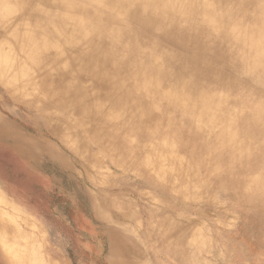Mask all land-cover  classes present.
Returning a JSON list of instances; mask_svg holds the SVG:
<instances>
[{"label": "clouds", "instance_id": "1", "mask_svg": "<svg viewBox=\"0 0 264 264\" xmlns=\"http://www.w3.org/2000/svg\"><path fill=\"white\" fill-rule=\"evenodd\" d=\"M47 7L52 11L38 22L39 32L14 35L16 30L7 25L0 29V152L10 153L16 167L13 174L0 166V192L7 193L10 200L34 206L40 193L49 192L48 178L63 195L59 203L50 202L44 210L56 225L47 241L39 233L10 223L8 207L0 205V264H37L32 251L38 243L45 244L43 264H150L137 257L142 252L138 245L145 249L154 246L152 233L145 229L143 239L136 235L134 241V233H129L122 220L126 212L139 218L156 207L143 195L132 199L139 189L150 190L161 201L170 195V179L165 178L159 159L141 148L110 141L117 171L106 187L90 185L77 179L72 170L81 161L60 143V124L49 125L48 121L56 114L80 113L84 90L69 88L68 81L95 80L99 66L122 73L124 96L135 97L137 102L139 89L148 81L154 83L153 96L161 104L187 86L196 91L206 85L226 84L238 72L229 55L230 13L243 5L218 0H49ZM101 8L110 20L121 23L119 39L111 44L97 37L98 29L88 26L89 11ZM161 12L163 16L158 15ZM112 45L123 51L115 63L106 62V49L115 50ZM65 63L70 65L67 72ZM22 70L28 72L27 79L19 78ZM124 96L112 104L119 106ZM68 161H72L71 168L66 166ZM234 199L231 219L216 229L217 235L221 229L229 234L250 232L254 216L264 217V183L258 190L241 186ZM117 201L125 204L126 212L116 207ZM69 210L88 216L91 231L81 233L75 224L69 229L55 219L61 213L70 215ZM212 245L210 236L208 255ZM257 247L264 253V233L247 241L239 257L225 264H255L251 257ZM187 248L178 240L171 264H190Z\"/></svg>", "mask_w": 264, "mask_h": 264}, {"label": "rangeland", "instance_id": "2", "mask_svg": "<svg viewBox=\"0 0 264 264\" xmlns=\"http://www.w3.org/2000/svg\"><path fill=\"white\" fill-rule=\"evenodd\" d=\"M68 1L72 2V0ZM102 1L105 0H97L98 3ZM244 1V8L251 12V15L240 16L241 28L252 29L256 18L261 19L264 26V12L258 13V17L253 14L258 10L256 1ZM106 2L110 3V0ZM48 3H40L38 0H0V29L7 25L10 29L16 30L14 35L39 32L38 22L52 11L47 7ZM232 3L229 2V4ZM26 5L33 7L29 8ZM100 16L102 20H99ZM87 18L88 26L98 29L99 39L107 40L110 44L119 39L121 23L110 20L105 15V9L101 8L94 12L90 10ZM94 21L100 22V25L94 26V23L92 24ZM237 35L231 28V32L227 35L228 46L234 47L237 44V47L239 46L237 50L247 54L249 58L248 47L235 39L234 36ZM263 35L264 33L256 40H263L261 39ZM112 47L116 53H119L120 47L116 45ZM117 57L119 56L107 57L106 62L115 63ZM100 67L96 69L95 80L68 81L71 84L70 88L79 86L84 90L80 113L72 111L66 115L56 114L48 121L49 125L60 124L62 128L60 143L81 161L72 169L77 179L104 188L111 183L112 175L117 171L113 166L115 157L110 152V141L116 140L127 143L131 148H141L149 156L159 159V166L163 169L165 178L170 179V195L165 196L161 201L154 198L150 190L139 189L134 192L133 200L143 195L144 199H152V203L156 204L150 214L142 212L139 218H133L130 213H127L123 202H116V207L126 212L122 223L130 234L134 233L132 235L134 241L136 235H140L143 239L142 234L145 229L152 233L154 246L145 249L143 245H138L142 252L137 260L148 261L150 264H171V261L175 259L174 245L178 240L188 246L186 255L190 264H204L213 260L216 264H225L226 261L237 259L247 241L255 240L264 233V217L254 216L250 232L229 234L221 229V234L217 235L216 229L231 219L230 209L235 203L234 197L238 188L241 186L257 190L260 188L258 184L251 185L250 182L262 174L263 165L245 172L249 163L256 164L261 161L257 151L254 148L250 150L244 147L239 155L240 158L237 157L238 160L236 158L232 163L225 162L218 167L209 166L213 163L215 155L213 153L209 156L204 155L196 142L198 140L204 142L207 134H219V132H210V128L208 132L196 133L191 129L178 132L172 122L166 118L165 105L157 107L152 102L151 91L148 93L147 90L140 88L137 93L140 97L139 102L135 97L129 100L124 96L126 87L124 75L114 79L112 72L107 75L101 71L105 67L102 66V69ZM67 68H70V65L65 63L63 70L67 72ZM18 75L20 79L28 78L27 71L22 70ZM250 75L234 77L226 84L209 85L208 90L218 91V94L223 97L228 96L230 106H233L238 98L243 100L248 110L262 108L264 81L257 83L255 81L262 76ZM121 96H124L123 102L119 106L113 105L112 101ZM161 113H163L162 116ZM202 114L208 115L206 111ZM202 114L199 115L200 118ZM220 139V142L223 141L222 136ZM248 139H250L249 143L254 142L251 137ZM0 166L13 174L16 173L15 164L7 151L0 152ZM66 166L71 168L72 161H68ZM239 170H241L240 174L243 173L241 178H244H242L243 182L245 181L244 184H241V179L235 177L236 175L231 176L232 172ZM262 176L264 175H261V181L264 182ZM21 179L25 177L21 175ZM45 179L50 193H40L39 202L34 204L35 207L10 200L5 192H0V205L8 207L7 216L10 223L17 225L19 229L39 233L42 239L47 241L50 229L56 225L48 219L44 210L48 208L50 202L59 203L63 193L61 189L54 188L48 178ZM72 203L74 204L75 201ZM69 211L70 215L61 213L55 219L63 221L69 229H72L75 224L78 232L91 231L93 225L88 216ZM137 228L140 229L139 232L136 231ZM21 234L23 235V232ZM210 236L213 245L211 255H208L206 249L209 247ZM48 243L51 242L48 241ZM136 243L138 244V241ZM222 250L223 256H221ZM44 253L45 244L43 243H38L33 248L32 256L37 264H43L46 258ZM251 258L255 264H261L264 253L257 247Z\"/></svg>", "mask_w": 264, "mask_h": 264}, {"label": "bare ground", "instance_id": "3", "mask_svg": "<svg viewBox=\"0 0 264 264\" xmlns=\"http://www.w3.org/2000/svg\"><path fill=\"white\" fill-rule=\"evenodd\" d=\"M40 3H48L49 0H38ZM257 3L258 10L253 13L257 16L258 13L264 12V1L254 0ZM258 1V2H257ZM70 3V1H68ZM113 0H110V3ZM157 3H164L166 0H156ZM218 2L229 4V2L239 3L243 5V8L235 12H231L230 15L232 19L230 24H233V33L238 34L234 36L239 43L246 45L249 49V58L247 54L240 53L237 49V44L234 47L229 46V55L232 63L238 69L237 75L235 77H240L243 74H259L260 79L255 82L260 83L264 81V35L263 40H256L258 36L264 33V26L259 18L255 19L254 26L252 29L241 28L240 26V16L251 15V12L244 8V0H218ZM102 3H107L106 0ZM244 3V4H243ZM158 15L163 16V12L158 13ZM258 17V16H257ZM99 20H102L100 16ZM94 26L100 25V22H92ZM91 24V25H92ZM163 20H161V25ZM232 36V39L236 42ZM231 39V38H230ZM237 43V42H236ZM108 55L110 56H122L123 51L119 48V53L114 52L111 49H106ZM117 51V50H116ZM117 57V59L119 58ZM100 67V66H99ZM102 69V66L100 67ZM99 68V69H100ZM69 71L70 68H67ZM103 73H113L114 79L121 78L122 73L110 69H102ZM251 76V75H250ZM249 76V77H250ZM113 79V80H114ZM251 79V78H250ZM254 80V79H253ZM252 81V80H251ZM113 82V81H112ZM254 82V81H253ZM70 88L71 84L68 83ZM209 85L202 86L198 90L193 91L191 86H187L182 92H178L176 96H171L167 100H164L163 104L160 103L158 97L153 96L154 93V83L144 82L141 89L147 90L152 102L157 106L161 107L165 105L166 118L172 122L173 126L178 130V132H186L187 129H191L192 132H219V134H207L206 139L203 141L198 140L196 142L197 147L202 150L204 155L209 156L210 153L215 155L213 163L209 164L211 167H218L222 163L229 164L232 163L237 157L240 158L242 149L253 148L257 151V155L260 157L259 163L251 164L245 169V172L250 169H256L264 166V105L262 108L247 109L243 100L236 98L233 106L229 105L230 101L228 96H221L218 91L208 90ZM236 87V86H235ZM241 100V101H240ZM92 109V107H91ZM206 111L207 114H202ZM201 118L199 115H201ZM235 132V133H234ZM195 133V135H196ZM222 140L220 142V137ZM252 138L254 142L249 143ZM220 139V140H219ZM195 142V141H194ZM203 150L205 152H203ZM237 158V160H238ZM206 160V159H205ZM236 160V161H237ZM225 164V165H226ZM240 171L232 172L231 176L236 175L241 179V184H244L243 176ZM261 175H264L262 172ZM261 175H259L255 180H252L250 184H258L261 186L263 181H261ZM264 180V176H262Z\"/></svg>", "mask_w": 264, "mask_h": 264}]
</instances>
